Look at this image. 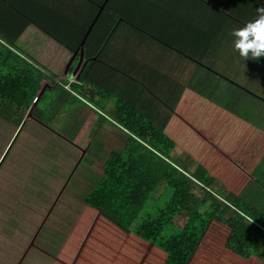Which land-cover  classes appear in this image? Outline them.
<instances>
[{"label":"crops","instance_id":"0c3cea01","mask_svg":"<svg viewBox=\"0 0 264 264\" xmlns=\"http://www.w3.org/2000/svg\"><path fill=\"white\" fill-rule=\"evenodd\" d=\"M261 7L264 0H0V42L45 77L62 82L77 77L78 85L87 94L73 105L63 101V92L57 93L60 105L55 101V107H62L59 113L63 115H53L50 126L57 119H61V128L69 121L70 132L68 138L53 133L56 141L82 152L111 153L115 147L109 144V137L102 135L107 126L98 114L114 121L110 115L117 100L132 106L163 132L175 118L177 107L185 116L187 106H195L197 92L206 97L201 99L203 105L228 110L264 130V126L250 120L264 121V57L242 58L234 50L231 35L233 29L254 21ZM46 86L29 109L35 115L27 114V120L21 109L16 112L17 121L9 117L13 107L0 100V120L11 124L13 134L0 169L28 120L48 126L42 116L38 118L40 112L44 113L38 102L47 91L57 90V85ZM188 90L193 93L185 94ZM64 98L67 99L65 95ZM252 98L263 105L255 110L249 103ZM73 118L87 123H77L74 131ZM234 134L236 138L230 141L236 147L230 152L214 149L215 165H235L245 159L246 151L241 149L244 145L239 146V135ZM175 156L181 165H199L187 159L180 148L175 149ZM83 202L78 199L77 206H83ZM70 225L61 229L63 236L70 234ZM39 228L37 221L30 238L37 237ZM6 230L10 231L8 226ZM30 238L28 244L32 245ZM30 256L40 257L39 264H52L39 247L23 258L24 264Z\"/></svg>","mask_w":264,"mask_h":264},{"label":"trees","instance_id":"16d2710c","mask_svg":"<svg viewBox=\"0 0 264 264\" xmlns=\"http://www.w3.org/2000/svg\"><path fill=\"white\" fill-rule=\"evenodd\" d=\"M46 82L54 79L0 42L1 101L28 112ZM55 87L73 105L87 97L78 82L72 93ZM201 95L196 92L195 106L185 109L191 119L177 107L163 132L122 100L116 101L114 121L98 114L122 147L99 153V158L106 155L102 176L94 178L90 190L98 183L85 198L77 229L63 236L56 252L43 250L52 264H264V130L228 110L203 105ZM234 133L245 159L215 165L214 149L230 152L236 147L230 141ZM176 148L198 162L195 172L173 159ZM246 179L250 188L236 189ZM216 182L223 190L215 188ZM162 183L169 192L164 207L156 215L148 213ZM183 216L188 220L182 227Z\"/></svg>","mask_w":264,"mask_h":264},{"label":"rangeland","instance_id":"374dc122","mask_svg":"<svg viewBox=\"0 0 264 264\" xmlns=\"http://www.w3.org/2000/svg\"><path fill=\"white\" fill-rule=\"evenodd\" d=\"M178 44L181 46L180 43ZM46 84L52 86V83L46 82L44 85L46 86ZM48 85L46 87H49ZM60 92L59 90L47 91L45 97L38 105V108L44 112L43 115L40 112L38 118L42 116L46 124L50 122L53 115L57 116L59 114L57 117L63 115V112L59 113L62 107H55V101H57V106L60 105L59 98H57V95H59L57 93ZM8 103L14 109L13 114L9 117L17 121L16 112L21 110L10 102ZM249 103L255 110L263 105L253 98L249 100ZM22 112L25 113V118L33 113L35 115L32 110L29 112L22 110ZM110 116L113 119L115 111H112ZM83 118L87 117L83 115ZM73 119L75 121L71 122V125L75 124L76 121H80L76 118ZM60 120L57 119L54 126L47 127L32 119L28 120L22 135L0 169V229L5 224L10 229L7 232V226H5L1 230L3 233L0 236V242H3V244L0 245V264H24L23 258L25 254L27 256L36 247L46 252H56L63 243L61 229L66 230V227L70 224L71 231L78 227L86 208L85 198L98 183L97 181L93 189L90 190L94 183V178L102 176V167L105 163L106 155L104 154L99 158V153H101L99 150L82 152L79 149H69L63 143L56 141L53 133H59L68 138L70 132L69 121L63 123L61 128ZM107 120L111 121L110 119ZM250 120L264 126V121L260 118H252ZM79 123L85 124L82 121ZM93 124V122L90 123L89 127H92ZM21 130L22 127L20 128ZM102 132V135H104L107 132L106 128H103ZM18 134L11 143L10 148ZM12 135L11 124L0 120V160ZM105 136L110 138L111 143L109 144H113L115 149L122 147L118 146L115 140L111 138L110 131ZM44 140H47L45 145L43 143ZM10 148L6 152L5 157ZM177 158L175 156L173 159L179 160ZM187 159L190 158L187 157ZM3 161L4 159L0 162V166ZM184 166L189 167L192 173L195 172L197 167L196 165ZM93 171H95L94 176ZM249 182L250 179L242 181L236 189L243 190L246 187V189H249ZM221 185L223 184L216 182L215 188L223 190ZM63 190L64 194L61 200L55 204ZM168 193L167 185L162 183L152 198L150 206L146 208L147 212L156 215L158 209L164 207ZM197 194L202 198L205 197V192L202 190L198 189ZM83 197V206L78 207L77 200L83 199ZM207 207H202V212ZM52 208H54L52 216L48 218L43 226V222L50 214ZM182 218L180 221L183 227L188 219L184 216ZM37 221L40 222V228L36 232V244L33 242L30 245L28 241ZM33 238L32 235V238H30L31 242ZM40 259V257L30 256L27 264H34L32 261H35V264H39Z\"/></svg>","mask_w":264,"mask_h":264},{"label":"clouds","instance_id":"9594fccd","mask_svg":"<svg viewBox=\"0 0 264 264\" xmlns=\"http://www.w3.org/2000/svg\"><path fill=\"white\" fill-rule=\"evenodd\" d=\"M257 18L244 26L233 29V47L242 58L259 59L264 57V7L257 9ZM71 81H69V85ZM75 84L72 83L71 86ZM72 93L71 91L67 90Z\"/></svg>","mask_w":264,"mask_h":264},{"label":"built area","instance_id":"2783aa9c","mask_svg":"<svg viewBox=\"0 0 264 264\" xmlns=\"http://www.w3.org/2000/svg\"><path fill=\"white\" fill-rule=\"evenodd\" d=\"M77 82H78L77 77H76V79L71 80V84H72V83H77ZM71 84L68 85V86H65V85L62 83V80H54V83H53L52 85H53V86H55V85H61V86H64V88H65L66 90L71 91Z\"/></svg>","mask_w":264,"mask_h":264}]
</instances>
